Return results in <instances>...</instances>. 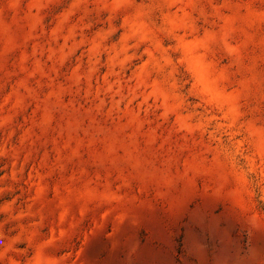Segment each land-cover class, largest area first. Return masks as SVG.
I'll use <instances>...</instances> for the list:
<instances>
[{"label": "clouds", "instance_id": "obj_1", "mask_svg": "<svg viewBox=\"0 0 264 264\" xmlns=\"http://www.w3.org/2000/svg\"><path fill=\"white\" fill-rule=\"evenodd\" d=\"M156 204L200 219L169 264H264V0H0V264Z\"/></svg>", "mask_w": 264, "mask_h": 264}, {"label": "rangeland", "instance_id": "obj_2", "mask_svg": "<svg viewBox=\"0 0 264 264\" xmlns=\"http://www.w3.org/2000/svg\"><path fill=\"white\" fill-rule=\"evenodd\" d=\"M194 211L198 213L199 210ZM137 213L141 217L139 226L126 222L118 233L110 235L113 230L109 223L89 235L86 241L83 237L70 241L69 248L80 253L76 264H169L173 246L178 245L176 251L181 252L186 246L203 239L200 219L196 215L183 221L192 226L189 228L181 227L167 207L160 204L155 205L154 211L143 209ZM225 217L230 221L222 225L225 231L239 245H249V236L242 232L247 227L243 216L229 210ZM255 242H264V234H257Z\"/></svg>", "mask_w": 264, "mask_h": 264}]
</instances>
